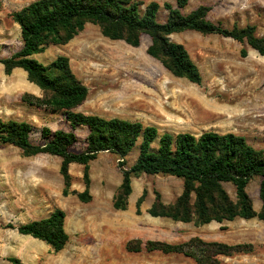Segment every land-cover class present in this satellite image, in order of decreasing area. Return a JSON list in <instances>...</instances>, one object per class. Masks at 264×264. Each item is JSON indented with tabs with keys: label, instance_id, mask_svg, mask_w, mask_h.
<instances>
[{
	"label": "rangeland",
	"instance_id": "374dc122",
	"mask_svg": "<svg viewBox=\"0 0 264 264\" xmlns=\"http://www.w3.org/2000/svg\"><path fill=\"white\" fill-rule=\"evenodd\" d=\"M0 59H7L23 47L20 27L11 14L36 0H1ZM144 5H161L158 21L164 23L168 13L165 3L176 6V0H137ZM211 8L209 20L232 29L254 26L256 35L264 37V0H189L184 14L199 6ZM183 44L202 74L196 85L175 77L163 64L148 55L149 36L142 37L137 48L123 41L103 36L98 26L88 24L83 32L66 45L48 46L35 58L48 65L60 56L70 59L75 75L88 87L86 102L75 109L86 115L139 121L158 127L160 133H192L205 131L235 133L246 137L249 144L264 150V55L246 42L240 43L220 35H203L186 31L171 36ZM247 55H242V50ZM30 94L42 98L43 92L27 79L22 69L7 76L0 63V121L15 120L34 126V145L44 143L41 130L72 131L63 112L53 113L23 101ZM78 143L73 150L86 148L89 130L78 127ZM139 143L130 153L131 167L139 155ZM61 158L47 154L24 157L12 145L0 144V264H197L180 254L149 252L148 241L170 244L186 243L198 237L206 242L228 245L252 244L253 253L232 257L221 256L225 264H264V222L258 218L236 219L205 226L152 217L148 210L155 201V192L164 204H173L182 194L181 179L164 175L133 178V193L126 211L113 208V196L122 181L118 157L101 153L91 162L92 202L84 204L78 197H64ZM84 167L71 164L72 191L83 192ZM260 178L248 187L254 208L260 211ZM232 198L235 189L225 185ZM147 196L137 213V200ZM66 213L65 228L69 242L60 253H54L44 242L23 236L8 227L44 219L55 209ZM140 240L142 250L129 251V242Z\"/></svg>",
	"mask_w": 264,
	"mask_h": 264
},
{
	"label": "trees",
	"instance_id": "16d2710c",
	"mask_svg": "<svg viewBox=\"0 0 264 264\" xmlns=\"http://www.w3.org/2000/svg\"><path fill=\"white\" fill-rule=\"evenodd\" d=\"M143 3L137 0H36L11 14L20 27L23 47L7 59H0L7 76L15 69H22L30 83L36 85L43 97L30 94L23 101L53 113L63 112L72 131H53L48 127L41 130L43 144L34 145L31 136L34 126L27 122L0 121V144L12 145L22 151L24 157L41 154L61 158L60 174L63 178L64 197L75 195L79 201L92 202L91 162L101 153H111L118 157V169L122 182L113 196V208L126 211L133 193V178L145 175H164L181 179L182 194L173 204H164L162 195L155 192V201L148 213L152 217L168 218L175 222L193 223L196 226L212 222L223 223L238 218L251 220L258 218L264 222V150L250 145L246 137L235 133L205 131L200 135L192 133H160L158 127L144 125L139 121L121 118H104L75 112L88 96V87L75 75L70 59L60 56L48 65L39 62L35 56L44 53L48 46L66 45L84 31L86 25L98 26L104 37L112 41H123L129 46L139 47L142 37L147 35L151 44L147 53L160 61L175 77L201 85L202 74L183 44L174 42L172 35L194 31L203 35H220L247 43L259 54L264 55V37L256 35L254 26L232 29L214 23L208 16L211 8L199 6L189 14L183 10L189 0H176V6L165 3L168 13L164 23L158 21L161 5L149 3L143 10ZM2 1L0 0V8ZM246 56L247 51L242 50ZM86 127L89 134L86 148L73 150L78 143L75 131ZM139 143V155L131 167L127 157ZM84 167L83 192L72 191L71 164ZM260 178L261 210L254 208L248 193L250 183ZM225 185L235 189L232 198ZM147 196L144 190L137 200V213ZM66 213L57 208L48 217L32 221L18 227L9 225L23 236L44 242L54 253L62 252L69 234L65 228ZM144 248L149 252L180 254L193 259L197 264H225L221 256L232 257L250 254L252 244L228 245L206 242L198 237L186 243L170 244L148 241ZM129 251L140 252L142 242H129ZM13 264H22L20 259L9 258Z\"/></svg>",
	"mask_w": 264,
	"mask_h": 264
},
{
	"label": "crops",
	"instance_id": "0c3cea01",
	"mask_svg": "<svg viewBox=\"0 0 264 264\" xmlns=\"http://www.w3.org/2000/svg\"><path fill=\"white\" fill-rule=\"evenodd\" d=\"M71 127V126H70ZM105 153H107V152H105ZM122 182V181H121Z\"/></svg>",
	"mask_w": 264,
	"mask_h": 264
}]
</instances>
